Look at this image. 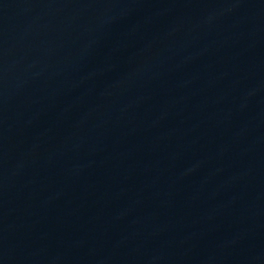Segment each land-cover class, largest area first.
<instances>
[{"label":"water","instance_id":"1","mask_svg":"<svg viewBox=\"0 0 264 264\" xmlns=\"http://www.w3.org/2000/svg\"><path fill=\"white\" fill-rule=\"evenodd\" d=\"M0 264H264V129L112 116L3 132Z\"/></svg>","mask_w":264,"mask_h":264}]
</instances>
